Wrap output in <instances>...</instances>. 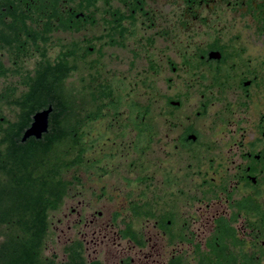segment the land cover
Instances as JSON below:
<instances>
[{
    "label": "flooded vegetation",
    "instance_id": "flooded-vegetation-1",
    "mask_svg": "<svg viewBox=\"0 0 264 264\" xmlns=\"http://www.w3.org/2000/svg\"><path fill=\"white\" fill-rule=\"evenodd\" d=\"M91 2L0 0V132L88 145L49 257L264 264V0Z\"/></svg>",
    "mask_w": 264,
    "mask_h": 264
},
{
    "label": "trees",
    "instance_id": "trees-1",
    "mask_svg": "<svg viewBox=\"0 0 264 264\" xmlns=\"http://www.w3.org/2000/svg\"><path fill=\"white\" fill-rule=\"evenodd\" d=\"M41 2L47 7L48 21L56 19L59 6L74 16L76 7L92 3ZM61 130L60 138L28 143L12 141L0 132V264H84L80 254H73L70 248L65 263L44 254L53 235L50 216L71 193L73 169L86 166L87 143L68 138L67 126Z\"/></svg>",
    "mask_w": 264,
    "mask_h": 264
},
{
    "label": "rangeland",
    "instance_id": "rangeland-1",
    "mask_svg": "<svg viewBox=\"0 0 264 264\" xmlns=\"http://www.w3.org/2000/svg\"><path fill=\"white\" fill-rule=\"evenodd\" d=\"M60 218H61V216L55 217L54 218V223H55L56 228L58 227L59 232L61 233V229H64L66 231V224H65L66 222L63 221L64 224H62V225L58 224L57 220L60 219ZM61 246H62V241L59 244V243L56 242V237L54 239L52 237H50V239L46 243V249L44 251V254L46 256H50L51 254L59 253Z\"/></svg>",
    "mask_w": 264,
    "mask_h": 264
},
{
    "label": "water",
    "instance_id": "water-1",
    "mask_svg": "<svg viewBox=\"0 0 264 264\" xmlns=\"http://www.w3.org/2000/svg\"><path fill=\"white\" fill-rule=\"evenodd\" d=\"M45 123H46V114H40L36 117V122L34 123V126L33 128L28 131V133L26 134V136H29V135H33V134H36V132L34 131V128L37 129H44L45 127ZM37 135V134H36Z\"/></svg>",
    "mask_w": 264,
    "mask_h": 264
}]
</instances>
